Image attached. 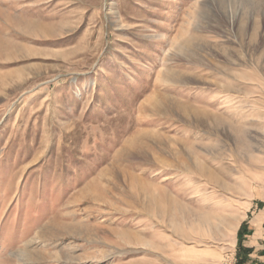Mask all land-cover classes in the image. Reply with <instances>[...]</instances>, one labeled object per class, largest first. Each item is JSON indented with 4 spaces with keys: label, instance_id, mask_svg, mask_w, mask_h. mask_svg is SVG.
Returning a JSON list of instances; mask_svg holds the SVG:
<instances>
[{
    "label": "rangeland",
    "instance_id": "374dc122",
    "mask_svg": "<svg viewBox=\"0 0 264 264\" xmlns=\"http://www.w3.org/2000/svg\"><path fill=\"white\" fill-rule=\"evenodd\" d=\"M262 208L264 0H0V264H239Z\"/></svg>",
    "mask_w": 264,
    "mask_h": 264
},
{
    "label": "bare ground",
    "instance_id": "6f19581e",
    "mask_svg": "<svg viewBox=\"0 0 264 264\" xmlns=\"http://www.w3.org/2000/svg\"><path fill=\"white\" fill-rule=\"evenodd\" d=\"M252 30L253 31L251 32V34L254 35V30H255L254 27L252 28ZM186 42L189 43L190 41L186 40ZM187 47L189 48V44L187 45ZM191 60L194 63H199L198 62L199 60L197 59L196 56L194 57V56L191 55ZM167 76H174V77H176V79L186 80V81H189V82H194L195 80H198L197 82H199L203 78L201 76L197 77L193 73H189V75H188V72L172 71V70L170 72H168ZM242 78H245V77L243 75L239 74V75H235L234 79H235L236 83L240 84L239 80L242 79ZM251 79H252V77H251ZM216 86L219 89H223L225 87L224 85H221L220 83H217ZM227 88H229V87L227 86ZM162 99L168 104V106H164V111H162L163 114H169L170 115L172 112H174V113L178 114L182 118L191 117L190 119H192L194 121L196 126L200 127L201 130L203 129V131L206 132V133H211V130H212V129H210V127H208L206 125L208 120L214 121V122H216L218 124H221L222 121L223 122L225 121L224 118L219 117L218 115H213L207 109L199 110L193 104L192 105L188 104V100H185V101L178 100V99L174 100V99H171L170 97H168L166 95H163ZM210 114H212V115H210ZM197 130L200 131L199 128H197ZM178 163H180V162H178ZM167 165L168 166L169 165L172 166L171 164H167ZM176 166H177V168H179L181 170L183 169V173H186L187 175H189L191 173H194V169L197 170V171H200V172L201 171L202 172L207 171L208 179H210L211 182L214 181V178H213L212 174H210V171L206 168V163L203 161V157L201 155L192 157V159H190L189 163L188 162H186V163L183 162L182 164H178ZM166 196H167V194H166ZM168 198L170 200H174L173 197H171L170 195L168 196ZM22 256H23V254L22 255H17V256H15V258H16L17 261H22ZM25 256L26 255H24V257ZM25 259H27V258L25 257Z\"/></svg>",
    "mask_w": 264,
    "mask_h": 264
},
{
    "label": "crops",
    "instance_id": "0c3cea01",
    "mask_svg": "<svg viewBox=\"0 0 264 264\" xmlns=\"http://www.w3.org/2000/svg\"><path fill=\"white\" fill-rule=\"evenodd\" d=\"M239 238L238 259L243 264H264V208L243 221Z\"/></svg>",
    "mask_w": 264,
    "mask_h": 264
},
{
    "label": "trees",
    "instance_id": "16d2710c",
    "mask_svg": "<svg viewBox=\"0 0 264 264\" xmlns=\"http://www.w3.org/2000/svg\"><path fill=\"white\" fill-rule=\"evenodd\" d=\"M239 233H240V229H239V231H238V233H237L238 236H239ZM238 262H239V261H238ZM239 264H243V263L240 261Z\"/></svg>",
    "mask_w": 264,
    "mask_h": 264
}]
</instances>
